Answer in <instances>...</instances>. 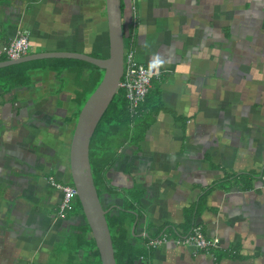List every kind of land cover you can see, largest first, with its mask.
Returning <instances> with one entry per match:
<instances>
[{"label": "crops", "instance_id": "1", "mask_svg": "<svg viewBox=\"0 0 264 264\" xmlns=\"http://www.w3.org/2000/svg\"><path fill=\"white\" fill-rule=\"evenodd\" d=\"M125 1L123 36L157 74L130 115L152 122L108 169L103 207L127 209L145 264H264V0H135V13ZM21 30L31 54L108 55L104 0H0V50ZM29 76L0 93V264H93L82 210L59 219L48 181L71 185L87 72L70 63ZM194 226L217 247L145 246Z\"/></svg>", "mask_w": 264, "mask_h": 264}, {"label": "water", "instance_id": "2", "mask_svg": "<svg viewBox=\"0 0 264 264\" xmlns=\"http://www.w3.org/2000/svg\"><path fill=\"white\" fill-rule=\"evenodd\" d=\"M108 34V55L96 58L76 52H44L28 54L16 60L0 62V69L38 60L70 59L91 64L103 71V77L79 111L69 147L71 184L77 192L83 218L87 223L100 264H116L111 234L89 162V145L93 133L114 96L119 91L123 74L124 36L122 23V0H104ZM137 264H144L137 261Z\"/></svg>", "mask_w": 264, "mask_h": 264}, {"label": "trees", "instance_id": "3", "mask_svg": "<svg viewBox=\"0 0 264 264\" xmlns=\"http://www.w3.org/2000/svg\"><path fill=\"white\" fill-rule=\"evenodd\" d=\"M93 56L96 58L106 57H101L100 55ZM5 60L6 57H0V62ZM70 63L78 65L80 74L87 72V76L81 84L83 92L88 91L93 86L96 87L100 82L103 76V71L91 64L70 59L38 60L1 68L0 93L2 96H5L16 87L29 86L31 80L29 72L33 70L49 69L60 75L63 70L67 69V66ZM47 64H51L52 67L47 68ZM93 88L91 92L93 91ZM85 101L86 98H84L83 95L80 106H82ZM151 122L152 120L147 121L146 118L137 121L136 117H131L125 93L123 90L119 89L118 93L114 96L107 110L100 119L89 145L91 173L99 197L102 193L110 192L107 171L117 160L119 150L127 144L130 138H135V141L142 138ZM134 131L138 134L133 135ZM75 203L81 210L79 202L76 200ZM117 209L119 210L118 214H112V210L108 211L106 214L116 264H137V261L145 264L143 259H140L137 254V244H132L130 241V231L125 223L128 216V214H126L128 213L127 209L118 207ZM105 210H109V208H105ZM90 259L94 262L93 264H100L99 254L95 248L94 241L92 242Z\"/></svg>", "mask_w": 264, "mask_h": 264}, {"label": "built area", "instance_id": "4", "mask_svg": "<svg viewBox=\"0 0 264 264\" xmlns=\"http://www.w3.org/2000/svg\"><path fill=\"white\" fill-rule=\"evenodd\" d=\"M130 7L135 13V0L130 1ZM135 15V14H133ZM30 33L27 30L18 31L16 37L12 39L8 45L0 50V57H6V60H16L27 56L31 50ZM145 65L138 63L135 59L134 40L129 38L128 50L124 49L123 55V74L119 83V89L125 93V98L128 102V107L131 114H135L136 109L141 105L149 92L152 78L156 76ZM264 181V175L261 176ZM53 188L61 194L60 203L58 206V218L63 219L66 213L74 209L77 200V192L72 185H66L55 182L53 178H49ZM173 241L177 246L191 248L196 252H210L216 248L218 241L210 240L204 237L201 228L194 226L186 234H177L174 240H171L169 235L162 233L159 237L147 239L145 246L149 249H155L161 245Z\"/></svg>", "mask_w": 264, "mask_h": 264}, {"label": "rangeland", "instance_id": "5", "mask_svg": "<svg viewBox=\"0 0 264 264\" xmlns=\"http://www.w3.org/2000/svg\"><path fill=\"white\" fill-rule=\"evenodd\" d=\"M125 9H126V1L125 0H122V12H123V10H124V12H125ZM103 15H104V13H103ZM125 17V14H123L122 15V19L125 21V22H127V20L124 18ZM122 20V23L124 22ZM124 22V23H125ZM98 26H99V28H100V31H102V37H103V42H104V45H106V43H107V41H106V37H107V35H106V33H105V31H106V28H105V24L103 23V24H97ZM104 25V26H103ZM125 30V29H124ZM125 33V32H124ZM128 44H129V39L125 36L124 37V49L125 50H128ZM84 49V48H83ZM89 51H91V50H89ZM91 53H93V52H91ZM29 54H31V51L29 52ZM93 55V54H92ZM97 55H98V53H97ZM103 77V76H102ZM102 79V78H101ZM101 81V80H100ZM100 83V82H99ZM99 83L97 84V86L99 85ZM97 86L96 87H92L93 88V91L91 92V90H92V88H90L88 91H86L85 92V94H84V98H86V101L88 100V98L91 96V94L95 91V89L97 88ZM85 101V102H86ZM85 102H84V104H85ZM84 104H82V106H81V109H82V107L84 106ZM80 109V110H81ZM77 118V117H76ZM136 214V213H135ZM126 215V214H125ZM127 219H128V221H126V223H127V227H128V225H129V223H131V226H133L132 224H134L133 222L134 221H131V219H130V215H128L127 216ZM138 247V246H137ZM139 248V247H138Z\"/></svg>", "mask_w": 264, "mask_h": 264}]
</instances>
